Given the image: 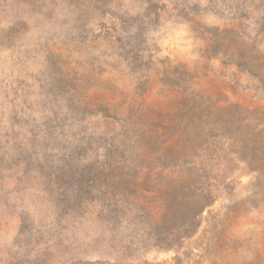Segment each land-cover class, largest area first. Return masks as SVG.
Wrapping results in <instances>:
<instances>
[{
  "label": "rangeland",
  "instance_id": "rangeland-1",
  "mask_svg": "<svg viewBox=\"0 0 264 264\" xmlns=\"http://www.w3.org/2000/svg\"><path fill=\"white\" fill-rule=\"evenodd\" d=\"M0 264H264V0H0Z\"/></svg>",
  "mask_w": 264,
  "mask_h": 264
},
{
  "label": "clouds",
  "instance_id": "clouds-1",
  "mask_svg": "<svg viewBox=\"0 0 264 264\" xmlns=\"http://www.w3.org/2000/svg\"><path fill=\"white\" fill-rule=\"evenodd\" d=\"M167 2V0H165ZM201 4H206L207 0H200ZM157 37V48L158 53L163 57H167L170 52L174 53L173 55V64L178 63V61H183L186 64L191 63V48L183 47V45H191L192 40L189 39L188 28L186 25L180 24L179 22H169L164 23L162 20L160 22L159 31L155 34ZM106 80H111V76L104 77ZM118 87L123 89L126 92L131 93L134 84L131 82L124 73H121L120 82ZM224 201L221 198V205ZM219 207V206H218ZM220 223V221H218ZM216 225V222H214ZM225 228H227L228 234H231V231L228 230V226L224 223ZM203 231V228L201 229ZM218 231L217 226L209 232V236L214 235ZM71 254V253H70Z\"/></svg>",
  "mask_w": 264,
  "mask_h": 264
}]
</instances>
